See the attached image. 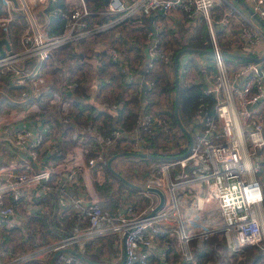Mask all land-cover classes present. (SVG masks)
Wrapping results in <instances>:
<instances>
[{
  "label": "built area",
  "instance_id": "built-area-1",
  "mask_svg": "<svg viewBox=\"0 0 264 264\" xmlns=\"http://www.w3.org/2000/svg\"><path fill=\"white\" fill-rule=\"evenodd\" d=\"M2 1L5 12L0 14V27L14 20L16 8L26 12L27 24L20 36L21 48H6L0 56V72L12 70L19 83L32 89L23 88L17 100L11 101L13 108L0 113V136L10 140L23 157L0 160V212L6 216L20 213L19 204L7 202L9 194L14 201L29 200L36 186L43 191L60 189L61 201L71 204L80 217L69 233L45 244V251L57 252L54 264H90L68 248L73 246L82 251L88 239L110 231L118 235L123 253L108 259L121 264H168L167 256L173 249L169 242L161 248L164 236L172 238L178 246L180 259L174 264H191V243L217 233H222L237 252L264 242V58L230 53L264 55V0H238L247 4L248 13L229 0H108L102 12L118 15L91 25L87 0H69L67 10L63 11L66 25L59 34L49 33L34 8L45 7L48 0H19L17 6L13 0ZM217 4L223 6L219 13ZM143 14L153 15L159 30L177 31L180 23L196 26L204 20L212 43L209 59L199 63L201 75H188L187 79L204 81V91L214 96L215 112L207 115L206 126L194 135L190 151L155 164L153 170L158 171L160 166L162 177L156 179L155 171L153 176L148 174L141 189L149 193L150 186L160 184L165 195L162 205L154 210L159 202L156 197V201L142 208L134 203L118 210L102 206L97 182L105 178L109 147L123 136L119 127L112 126L108 133L98 134L95 153H91L88 144H83L64 154L55 165L46 163L31 171L18 170L20 165L39 162L47 138L58 134L53 131L56 120L45 118L38 130L30 129L27 124V120L44 111L38 99L46 82V77L39 75L40 62L63 44L104 30L129 16ZM224 41L229 43L230 51L223 49ZM145 42L148 68L158 60L172 62L171 50L150 29L146 31ZM109 52L117 58L126 81L134 80L125 53L114 46ZM31 57L38 58L35 67L26 63ZM19 62L24 63L20 66ZM187 62V58L180 56L182 72L186 71ZM76 84L69 82L67 86ZM47 101L58 105L61 122L69 123L72 95L54 89ZM140 122L152 130L161 120L146 113L141 115ZM134 136L132 150H147V140L136 131ZM55 171L54 183L45 182ZM65 184L75 188L73 195L66 197ZM10 224L15 223L11 220ZM6 253L0 249V264L22 261L21 257L2 259L1 254ZM151 256L158 260L153 262ZM27 257L23 255L24 259Z\"/></svg>",
  "mask_w": 264,
  "mask_h": 264
},
{
  "label": "trees",
  "instance_id": "trees-1",
  "mask_svg": "<svg viewBox=\"0 0 264 264\" xmlns=\"http://www.w3.org/2000/svg\"><path fill=\"white\" fill-rule=\"evenodd\" d=\"M87 2L89 4V7L91 8V14L88 17L90 25L93 24L94 21H99L100 23L106 22L112 19L113 17L117 16V13L102 12V10L105 8L104 0H87ZM2 5H3V1L0 0V13L3 11ZM68 6L69 5L67 3V0H48L47 5L42 8L41 13H39V20L45 24L49 33L59 34L64 30L67 19L65 16H63V11L67 10ZM3 12H5V9ZM150 16H151L150 14H143L142 16L141 15L129 16L121 20V22L119 21L118 23L107 27L106 29L108 31L104 29L107 32H105L104 30H101L89 36H85V37L76 39L72 42H69L67 44H63L57 47L53 51L52 55L49 57L50 59L47 58L43 60L42 62H40L41 68H42V65L46 62V60L51 61V63L56 62L57 60L64 61L67 59L66 56L68 55H70L71 58L75 57L76 59H82L78 53H73L71 51H66V50H69V49L73 50L77 44L84 45L87 42H91L92 44L94 43V45L98 46L97 47L98 50L96 52L99 56L101 55L100 60L102 62V66L104 65V60H105L106 64L110 65L111 63L110 66L113 65L114 69L116 67L115 63L119 67L117 58L114 57L109 52L110 46H114L121 52L125 53L126 58L129 61V67H131V69L134 71L136 70L135 63L133 62L134 60H132V58L130 57L126 49L122 47L120 48V46L118 47L113 44L108 45L109 46L108 49L99 48V46L101 47V43H103L101 41L104 40V38L110 34V31L111 32L115 31L116 29L115 27L118 26V24H124L127 22H131V20L138 21L139 19L142 18L141 21L143 25H147L148 21H150ZM26 24H27V19L25 17V13L23 12L21 8H16L14 20L11 23H9L8 26L0 27V38L3 36L8 37L13 49L21 48L22 45L18 41L21 36L20 34H22L21 32H23L22 30H24V28L26 27ZM193 27L195 26L191 25L189 27V26H185L183 23H180L177 31L173 29H168L167 30L168 33L163 32L159 34L160 42L164 44L165 46L169 47V49L171 50L172 62L168 63L162 60H158L153 67L143 68V76L146 80L150 82L149 89L147 90V104L145 107L142 105V102H141L140 91L131 93V91L134 90V86L137 84L135 80L127 82L125 74L121 70L118 71L117 69L114 70L113 68L110 70L108 65H105L104 68L101 66L102 70L99 72L100 76L104 77L106 72L107 74L111 75V77H109L110 79L107 80L106 82L107 84L114 83L115 81H118L120 82V84H122V87H118L117 85L115 86L116 88L114 92V98L111 100L112 101L111 103L117 104L118 119H119L120 125L129 132V135L127 136L123 135L121 137V140L129 139L131 140V142H133L135 140L134 131H136L139 135H141V137L147 140V146H146L147 150L153 149L152 146H154L155 144V140L161 131L160 129L161 127L156 125L152 128V130H149L148 128L145 127L144 122H140V117L142 114H146V113L155 114L149 111L150 101L148 100V98H149V93L151 91L153 92L156 85L157 84L159 85L160 82H161V89L163 91L169 92L170 93L169 97H172L171 99H172L173 110H171L172 120L170 121V124H171L170 131L171 130L173 131V129L178 128L179 131L184 135L186 139V144L180 147L178 150L176 149V145L171 144L169 146L170 151L168 152L167 151H157V150L151 151L154 154L163 155L162 158L133 155L134 157H139L141 159L148 158V159H153V160H158V159L163 160V159L170 158V157H167L169 155H175V154L184 152L189 146V143H190L189 135L187 131L184 128H182L180 124L178 123V119L174 111L176 84H175L173 57L176 54V52L180 48H183V47H192V48H195L196 50L201 49V48L211 49L212 47V43L210 40V34L208 32L206 22L202 20L196 26L195 30H193L194 29ZM144 34H146V32ZM166 34H170L171 37L165 39L167 37V36L164 37ZM145 46H147L146 42H145ZM222 47L224 50H228L229 43L227 41L225 43H222ZM64 52H66L65 53L66 55L63 56L62 53ZM142 53L143 55H145L144 48H142ZM139 56L137 58L139 59V63H141L143 61V58H139ZM30 60H32L33 62V64L30 65L31 67H35L39 62L37 57L28 58L26 61H30ZM23 63L24 62H19V65L22 66ZM41 68L39 70V75H44L42 73ZM186 71L182 72L180 65H179V77H180L179 114H180V118L183 124L185 125V127L187 128V130L193 131L194 127H198L199 130H202L206 126L205 121H206L207 115L209 114L212 115L215 112V99L212 94L206 93L204 91V87H205L204 81H196V80L193 81V80L187 79L188 75H186ZM25 73L26 72H23V74ZM0 76L1 78L3 77L4 84L10 88H14L15 85H18V88H20L21 90L23 88H26L27 90L32 89V86L31 87L26 86L24 84L17 82L16 81L17 76L14 74L12 70H8L6 72H0ZM65 78L68 81L65 80L64 83H62V87L59 88L56 86V82H58V79H62L61 77L60 78L57 77L55 79H50L46 77V82L41 86V91H40L41 93L38 99L41 100V98L45 97V99L47 100L48 96L53 92L54 89H59L63 92L64 91L62 90L63 85L67 86V83L69 82L77 83L73 87L67 86V88L73 89V93H74V95L71 94L73 97V103H72V107H71V110L69 111L68 116L70 115L72 117L73 119L72 121H75L78 124V127L81 131H84L83 126L86 128V127H89V124H90L92 126H95L97 130H100V134L108 133L109 130L112 128L111 121H110V118H111L110 112L107 110V115H105L104 119L102 120V123L97 122L96 120L97 117L101 115V112H104L102 110V107L98 105L99 103H97L95 99L93 100L85 99L86 95L88 94V91L86 90V88L88 87L87 86L88 85L87 84L88 74L86 72H83L80 76H76V77L67 76ZM82 78L84 79L82 80ZM106 79L107 78L99 81L98 86L100 88V93L104 92L106 96L110 97V94L107 93V89H105L103 83H101L102 81H104L105 83ZM64 92H65L64 94L66 95L69 94L66 91ZM10 95H11L10 93H7V96H10ZM69 127H71V123L69 124ZM80 133L81 135H84L86 142H88V145L91 148V153H95V150L97 148V143H98L97 142L98 135L96 136V134L93 132H90V134L88 133V136L86 133H83V132H80ZM116 145H118V142ZM129 149L130 148H128V150ZM118 150H124V149L116 148L115 150H112L111 154L110 153L109 154L113 155ZM126 155H131V154H126ZM105 169H106V172H105L104 180L101 182H97V189L101 196V204L104 208H108L110 210H114L112 208L114 205L118 206V209H119L120 205L117 203V201L114 200L115 202L112 201V203L110 204L108 203V200L104 197V196L111 195V193L114 191L113 190L114 183H112L111 181L112 176L113 175H116L117 177L119 176L116 173H114L110 168H108L107 164H106ZM133 169H134L132 173L133 181H136L134 180V177L139 176L137 175L138 168L134 167ZM120 180L124 184L127 183L122 178ZM69 220H70L69 222L75 221V216H73L72 214L71 219ZM65 228L68 229L67 226H65ZM69 229H71V225ZM66 231L68 230H65V232ZM163 239L171 240L172 238L164 236ZM84 255L87 256L86 254ZM195 255L197 256V254ZM151 258L153 262L156 261L155 256H151ZM178 259H180V252L178 251V246L176 244L175 246H173V252L169 254V256H167V261H168V264H174V262ZM263 260H264V249H259L258 254L253 259V264H259V262Z\"/></svg>",
  "mask_w": 264,
  "mask_h": 264
},
{
  "label": "crops",
  "instance_id": "crops-1",
  "mask_svg": "<svg viewBox=\"0 0 264 264\" xmlns=\"http://www.w3.org/2000/svg\"><path fill=\"white\" fill-rule=\"evenodd\" d=\"M69 0H67L68 2ZM235 3H238L239 6L246 12L248 13L250 11L249 7L247 6V4L245 2H239L238 0H229ZM106 4V3H105ZM142 19V18H141ZM141 19H139L141 21ZM121 22V21H120ZM118 23V22H117ZM142 23V21L140 22ZM153 23L154 26L156 27V34H154V31L152 30V28L150 27V24ZM116 24V23H115ZM143 25V23L141 24ZM147 26V30L150 29L152 30L153 36L159 39V34L165 32V30H159L156 21H155V17L153 16V18L151 19L150 17V21H148ZM197 26V25H196ZM196 26L193 27L195 30ZM190 27V26H189ZM118 31V29L116 28L114 32L111 33H116ZM167 31V30H166ZM111 33L109 35H111ZM133 43V42H132ZM104 42L101 43V47L99 46V48H106L108 49V44H106ZM119 44L116 45L119 47ZM115 45V44H113ZM98 46L94 45V43L92 44L91 42H87L84 45L82 44H77L74 49H69L66 51H71L73 53H78L79 56L82 59H76L75 57L71 58L70 55L66 56V58H70V59H66L64 61H60L57 60L56 62H52L49 60H46V62L42 65V73L50 78V79H55V78H62L60 81L56 82V86L61 88L62 87V83H64V81L66 80L65 77L67 76H80L83 72H86L88 74V80H87V88L86 90L88 91V94L86 95V100H90V99H95L97 103H99L98 105H100L102 107V110L104 112H101V115H99L97 117V122L102 123V120L104 119L105 115H107V110L110 112L111 118V125L113 122V118H114V111L117 110V107L113 106V103H111L112 99L114 98V92H115V86L117 85L118 87H122V84H120V82L115 81L114 83L111 84H107V80H109L111 77L110 74H107V72L105 73L104 77L99 75V72L102 70V67L104 68L106 64L105 60H104V65L102 66V62L100 60V56L97 54V48ZM97 48V49H96ZM121 48V47H120ZM122 48L126 49L127 52L129 53L130 57L132 58V60H134L133 62L135 63L136 66V70H134V80L137 82L136 80V76H137V72L139 70H142L143 72V68L144 67H148L149 65V59H148V52H147V46L144 47V57H143V61L141 63H139V59L137 58L140 54V50L134 48L133 46H131V44H128L126 47ZM229 50V49H228ZM230 51V50H229ZM66 52L62 53V55H66ZM209 54H211V50L210 49H198L196 50L195 48H193V50H186L184 51L180 56L181 58H187L188 62H187V71H186V75H200L201 71L199 68V63L200 62H205L206 58L209 59V57H207ZM92 57H96L97 58V63L95 64L93 61H91L90 59ZM140 58V56H139ZM70 60V61H68ZM196 62H195V61ZM29 62V63H28ZM26 63L28 65L33 64L32 60L30 61H26ZM111 65V63H110ZM109 66L110 70L113 68L114 66ZM102 66V67H101ZM115 69L114 70H120V68L116 65L115 63ZM119 68V69H118ZM144 77V76H143ZM65 78V79H64ZM85 78V77H84ZM82 78V80L84 79ZM105 83L104 81H102L101 83H103L104 88L107 89V93L110 94V97L106 96V94L104 93L103 95L99 96L100 93V88L98 86L99 81H101L102 79H105ZM115 78V77H113ZM145 79V78H144ZM113 81V79H112ZM18 82V81H17ZM84 82V81H83ZM148 82V80H147ZM103 88V90H104ZM141 88V83L137 82V84L134 86V90L135 91H140ZM17 89L19 91H17L18 94H20L21 89L18 88L17 85ZM62 90L68 92L69 94L67 95H74L73 93V89L71 88H67V86L63 85ZM102 90V91H103ZM63 91V93H65ZM100 93V94H99ZM17 96H20L18 95ZM153 95V92L151 91L149 93V98L148 100L150 101L151 97ZM43 104V108L44 111L41 112V114H37L34 118L27 120V124L28 127L30 129L33 130H38L39 128H41L43 126V120L45 118H48L49 120H56V125L53 128V131L56 130L58 132V134H53V137L51 138H47L46 142H45V151L42 152L41 157H40V161H36V162H30L29 165L28 164H23L20 165L18 170H26V171H31L33 168H41L44 166V164L46 163H50V164H56L61 157H63L64 154H66L67 152H70L72 149L78 148L83 144H88V142H86V139L84 138V135H81L80 132L86 133L88 136V133L90 134V132H93L96 134V136L100 133V130H97V128L95 126H92L89 124V127H84V131H81L78 127V124L75 121H72V117L69 115V123L64 124L61 122L62 117H59L60 113V109L58 105H51L48 103V101L45 99V97L41 98L40 100ZM118 112V110H117ZM59 119V120H58ZM71 123V127H69V124ZM117 123L119 126V119H118V115H117ZM93 128V129H91ZM51 134V133H50ZM50 134H48L47 136H49ZM76 134V136H75ZM196 135V134H194ZM135 137V136H134ZM129 142L132 145L131 140L129 139H120L118 141V144L121 145L125 142ZM117 144V143H116ZM60 148H58V147ZM117 145H111L109 150H108V154L112 152V150H115L117 147ZM55 147H57L55 149ZM121 147V146H120ZM55 150H59L61 151L60 153L55 152ZM119 151H124V150H118ZM19 150H17V148H15L14 146H12L10 140H7L5 138H3L2 136H0V160L2 161H8V160H12L15 159L17 160V158H19ZM61 154V155H59ZM107 154V156H108ZM109 154L108 157H106V161H108L109 157L111 156ZM115 154V153H114ZM122 155V154H121ZM121 155L115 156L112 158L111 161V165L113 166V168L117 171H119L123 176L126 177V174L123 173L118 166V158L121 157ZM133 155V154H131ZM23 158V157H20ZM162 158V157H161ZM162 159H158V163L161 161ZM152 162L150 165V171L148 172L150 176L154 175V166L157 163ZM107 164V162H106ZM108 166V164H107ZM108 168H110L108 166ZM111 169V168H110ZM112 170V169H111ZM113 171V170H112ZM134 171V169H133ZM106 172V170H105ZM114 172V171H113ZM116 173V172H114ZM119 177H117L116 175H113L111 178L112 183H114L113 185V192L112 194L109 196H104L107 200L108 203H112L110 202V200H112L113 202L117 201V203L120 205V208H127L129 205H131V203L133 204V202L131 201H125V195L123 193V191L121 190V188H123L124 186L131 187V188H141L143 187L144 184H141L140 182L137 181H133L129 178H127L129 181L131 182H127L126 184H124L120 179L122 178L118 173H116ZM148 175V176H149ZM147 176V177H148ZM56 178V171L53 172L52 177L49 180H45V182H50V183H54V180ZM123 179V178H122ZM124 180V179H123ZM66 181V180H65ZM125 181V180H124ZM129 184V185H128ZM156 186L160 189L163 190V188H161L162 186L160 184L157 185H153ZM67 187V192H66V197L67 196H71L74 194L75 188L73 186H71L70 184H65V188ZM129 189V188H128ZM150 189V193L155 192L157 194V198L160 200V195L157 191ZM129 192V190H126V194ZM164 192V190H163ZM76 194V192H75ZM29 200H27L26 198H21L18 201H14L12 200L10 194L7 195V202L8 203H14L15 205L19 204L18 208L20 210V213L17 215H3L0 212V224L3 223V217L6 216V219L9 220V222L12 220L15 224L11 225L9 224L12 231H15V229L19 228L17 226H19L20 228H25L26 231L23 232L20 237H16L14 239V241L17 244L22 245V249L18 250H14L16 251L14 253V251L9 252L7 250H5L7 253L6 254H1V258L2 259H16L21 257L20 260H22L21 262H18V264H54L55 258L53 260V255L55 254V252L53 251H45L44 250V246L46 243L52 242L58 238H61L63 235L67 234L70 232V230L72 229V227L76 224V222H78L80 214L73 209V207L71 206V204H65L64 202L61 201V190L58 188H52L50 191H43L41 189H39V186H36L34 192L29 196L28 198ZM115 200V201H114ZM158 200V201H159ZM103 201V199H102ZM105 204V203H104ZM134 205V204H133ZM114 210H118V206L114 205L112 207ZM108 209V208H107ZM110 210V209H109ZM75 216V221L73 222H69L71 219V216ZM71 229H66L65 226H67L68 224L71 225ZM17 227V228H16ZM65 230H68L65 232ZM168 242V239H163L162 243L163 245H161V248L164 246V244ZM11 247V246H9ZM73 247V246H72ZM71 247V248H72ZM75 248V247H73ZM160 247H157V250ZM160 248V249H161ZM1 249V247H0ZM12 249V248H9ZM80 249V248H79ZM159 249V250H160ZM78 250V249H77ZM79 252H81L82 254H86L87 259L89 261L90 264H121V262H119L118 260H112L111 258L108 259V256L113 257L117 254H122L123 253V248H122V244L118 238V235L114 232H105V233H101V234H96L94 237L90 238L87 240V242L85 243V248L84 250H78ZM23 255H27L28 257L26 259L23 258ZM106 255V257H105ZM97 259V260H95ZM157 261V259H156Z\"/></svg>",
  "mask_w": 264,
  "mask_h": 264
},
{
  "label": "rangeland",
  "instance_id": "rangeland-1",
  "mask_svg": "<svg viewBox=\"0 0 264 264\" xmlns=\"http://www.w3.org/2000/svg\"><path fill=\"white\" fill-rule=\"evenodd\" d=\"M2 7L4 11L5 8L3 5ZM34 8L37 14H39L41 13L43 6L35 5ZM216 8L219 13V11L223 9V6L217 4ZM3 11L0 14L4 13ZM23 12L25 13V17L27 19L26 12L25 11ZM14 14H15V10H14ZM94 22L100 23L99 21H94ZM140 22H141L140 20L138 21L131 20V22H127L124 24H118V26L115 27L118 29V31L116 33L110 32L111 35H108L107 37H105L104 40H102L101 42L103 43L105 42L108 45L110 44L118 45V43H120L119 44L120 47L122 46L126 47L128 44H131L136 49L140 48V52H141L140 58H143L144 55L142 53V48L145 47L146 34L144 33L147 31V26L141 25L142 23ZM165 32L168 33L166 30ZM164 37H166L165 39H167V38H170L171 35L166 34ZM18 42L21 44L20 38ZM110 47H113V46H110ZM17 49L18 48H15L13 50H17ZM67 59H70V58H67ZM16 64H17V61H16ZM60 80L61 79H58V81ZM16 81H17V78H16ZM17 91H18L17 85H15L14 88L8 87L7 85L4 84L3 77L1 78L0 76V113L8 112L11 108H13V104L11 101L12 99L17 100V98L19 97L17 96L19 91L18 93ZM7 93H10L11 95L7 96ZM103 94L104 92H102L99 96ZM169 95H170L169 92L163 91L161 89V82L159 85L157 84L155 89L153 90V95L150 99L149 111L155 113L152 115L157 120H161L160 123L156 124L157 126L161 127V128L159 127L161 131L159 129L160 133L158 134L155 140L154 146H152L153 149H150L148 151L157 150V151H167L168 152L170 151L169 146L171 144L176 145L177 150L186 144V139L184 135L179 131L178 128L173 129V131L172 130L170 131V125H171L170 121L172 120L171 110H173V105H172V99H171L172 97H169ZM116 143L114 145H116ZM116 147L123 148L124 150H128V148L131 149L132 146H131V143L127 141L121 145L118 144ZM157 161L158 160H155V162ZM152 162H154L153 159H148V158L141 159L139 157H134L133 155L122 154L121 157L118 158L117 164L119 166V169L123 173L126 174L127 178L131 180H133V175H132L133 168L137 167L138 168L137 175L139 176L134 177V180H136L137 182H140L141 184H144L149 174L148 172L150 171V165ZM156 164H158V162ZM157 168H158V171L157 170L155 171L156 172L155 175H157L156 179L158 177H162V174H163V172H161L160 166H157ZM156 183H159L158 180L156 181ZM126 187L127 186H124L123 188H121V190L123 191L125 195V201H131L139 208H142L150 204L152 201H156L157 194L155 192L150 193L148 191L149 193H146V192L144 193L141 190L142 187L141 188L128 187L129 189ZM126 190H129L127 194H126ZM148 194H150L151 198L149 197ZM110 202H112V200H110ZM8 223L10 224L9 220L6 219V216H4L3 223L0 224V247L2 250H7L9 252H12L14 250L17 251V249L20 250L22 249V245L17 244L14 241V239L18 236L20 237V235L23 232H25L26 229L25 228L22 229L19 226H17L19 230L15 229V231H12L11 228H8L10 227ZM67 227L69 228L70 224H68ZM168 242L171 244L172 249H173V246L176 245V242L173 239L171 240L169 239ZM9 248H12V249H9ZM259 249H264V242L247 247L240 252L234 251L226 242L224 235L222 233H217V234L212 235L210 238L206 240L205 239H195L191 243V250H193L192 251L193 260L191 264H215V263L217 264V262H219L220 264H253V259L258 254ZM16 251H14V253ZM195 254H197L198 257ZM259 264H264V260L260 261Z\"/></svg>",
  "mask_w": 264,
  "mask_h": 264
},
{
  "label": "water",
  "instance_id": "water-1",
  "mask_svg": "<svg viewBox=\"0 0 264 264\" xmlns=\"http://www.w3.org/2000/svg\"><path fill=\"white\" fill-rule=\"evenodd\" d=\"M15 5H19V0H13ZM105 3L108 2V0H104ZM151 19L153 18V15L150 16ZM150 27L152 28V30L154 31V34H156L157 30H156V27L154 26L153 23L150 24ZM11 43H10V40L8 37H1L0 38V56L4 55L5 52H6V48L7 49H11ZM186 50H193L192 47H183V48H180L176 54L174 55L173 57V66H174V74H175V84H176V89H175V115L178 119V123L180 124V126L182 128H184L188 135H189V138H190V143H189V146L188 148L182 152V153H178V154H175V155H169L167 157H170V158H175V157H179L180 155H183V154H186L190 151L192 145H193V140H194V134L198 133L199 132V128L198 127H194V130L193 131H189L187 130V128L185 127V125L183 124L181 118H180V114H179V91H180V77H179V59H180V55L186 51ZM231 54L233 55H239V56H245V57H253V58H256L258 60L260 59H263L264 58V55L262 56H259V57H255V56H252V55H242V54H238V53H235V52H230ZM91 61H93L95 64L97 63V58L96 57H92L90 59ZM136 80L137 82L141 83V88H140V95H141V102H142V105L145 107L146 104H147V90L149 89V83L147 82L146 79H144L143 77V72L142 70H139L137 72V76H136ZM114 118H113V122H112V126L114 127H119L122 131H123V135H129V132L127 130H125L122 126H119L118 123H117V115H118V112L117 110H115L114 112ZM121 154H133V155H138V156H148V157H156V158H161L163 157V155L161 154H154L153 152L151 151H148V150H142V151H136V150H132V149H129V150H124V151H119V152H116L115 154L111 155L107 161V164L108 166L116 173H118L125 181L127 182H131L129 181L127 178H125V176H123L119 171L115 170L113 168V166L111 165V161H112V158L115 157V156H118V155H121ZM151 189L157 191L160 195V200L158 202V204L155 206L154 210L158 209L164 199H165V195H164V192L162 189L156 187V186H150ZM11 216V215H10ZM68 250H71L75 253H77L78 255L84 257L87 259V257L82 254L81 252H79L78 250H76V248H68ZM57 252H55V254L53 255V260L56 256Z\"/></svg>",
  "mask_w": 264,
  "mask_h": 264
}]
</instances>
